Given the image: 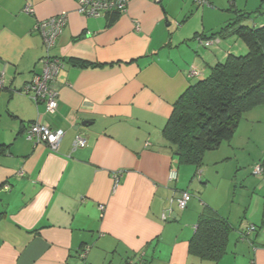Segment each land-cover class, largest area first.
<instances>
[{
  "label": "crops",
  "instance_id": "crops-1",
  "mask_svg": "<svg viewBox=\"0 0 264 264\" xmlns=\"http://www.w3.org/2000/svg\"><path fill=\"white\" fill-rule=\"evenodd\" d=\"M28 3L34 14L24 12ZM175 6L128 0L123 14L86 17L77 0H0V77L7 85L0 92V147L7 145L0 149V264H264V215L252 218L257 231L241 237L243 224L206 190L251 123L239 122L236 135L205 153L201 168L180 163L163 138L173 104L229 50L220 40L205 55ZM61 13L68 23L47 51L36 26ZM47 56L65 60L55 77V114L22 91ZM191 68L200 75L189 76ZM37 121L65 130L58 151L27 139ZM78 134L87 146L74 149ZM183 191L192 194L184 210L177 201ZM206 207L232 225L219 262L189 251Z\"/></svg>",
  "mask_w": 264,
  "mask_h": 264
},
{
  "label": "trees",
  "instance_id": "trees-1",
  "mask_svg": "<svg viewBox=\"0 0 264 264\" xmlns=\"http://www.w3.org/2000/svg\"><path fill=\"white\" fill-rule=\"evenodd\" d=\"M232 5L236 6L235 0ZM257 12V16H264V11ZM253 13L237 11L235 18L227 20L220 31L212 34L220 40L230 37L235 40L228 44L226 59L212 65L210 72L191 83L173 104L162 135L180 163L201 168L208 150L218 148L234 136L241 116L264 105V20L251 18ZM5 88L4 83L1 89ZM256 174L264 175V172ZM251 226L257 231L258 227L252 224L242 230L241 237L248 238L253 232ZM231 230L227 218L211 207L204 208L189 241L190 253L219 262L228 252Z\"/></svg>",
  "mask_w": 264,
  "mask_h": 264
},
{
  "label": "rangeland",
  "instance_id": "rangeland-1",
  "mask_svg": "<svg viewBox=\"0 0 264 264\" xmlns=\"http://www.w3.org/2000/svg\"><path fill=\"white\" fill-rule=\"evenodd\" d=\"M169 1L176 3L174 9L183 11L175 17L180 16L178 20H182L185 16L188 24L185 33L191 38L214 41L211 46H204L200 43V49L205 55L218 48L220 39L212 37V34L220 31L227 20L235 18L237 11H254L251 18L260 17V20H264V16L256 15L258 10L264 11V0H235L236 6L232 5L233 0ZM246 19L249 20V18ZM249 24H253L252 20H249ZM221 41L229 45L235 42L231 37L221 39ZM241 44L244 45V50L247 49L245 44ZM259 107L241 116L240 123L251 124H247L249 125L248 130L237 133L235 138L237 145L233 151V157L217 166L219 171L214 172L206 189L207 192L214 193L216 198L219 196L223 212L225 210L233 221L243 224L244 229L252 225L253 219L259 222L264 215V176L257 175L254 171L257 165L264 167V108H262L264 106ZM243 135L244 140L239 141L238 139H242ZM248 136H251V139ZM210 167L209 169L213 171ZM193 195L199 197L198 192H193ZM251 211L252 215H250ZM261 222L256 224L261 226Z\"/></svg>",
  "mask_w": 264,
  "mask_h": 264
},
{
  "label": "built area",
  "instance_id": "built-area-1",
  "mask_svg": "<svg viewBox=\"0 0 264 264\" xmlns=\"http://www.w3.org/2000/svg\"><path fill=\"white\" fill-rule=\"evenodd\" d=\"M78 12L86 17H100L108 13L123 14L127 11L128 0H77ZM24 12L29 14L35 13V8L31 3L26 4ZM68 23V15L61 13L43 19L38 22L36 29L42 34L44 45L47 51L55 47L59 38L63 34L65 27ZM140 27L139 23L136 28ZM199 42L205 46H211L213 42L203 41L202 38L198 39ZM219 42V40H218ZM43 64V72L37 75L33 80L25 84L22 91L29 95L36 103H45L47 112L55 114L59 105V90L55 84V77L58 72L65 66V62L59 57L47 56L41 60ZM200 72L196 68L189 70V76H199ZM5 83L4 79L0 77V88ZM26 137L28 140L37 143H45L52 150L58 151L60 143L65 136V130L58 128L53 129L42 122H34L29 125L26 130ZM87 146V139L78 134L75 137L73 147L84 148ZM255 172L261 174L264 172V167L257 165ZM21 175L23 173L21 172ZM120 173L114 175L115 188L119 185ZM178 173L172 170L169 173L171 180H176ZM191 200V194L188 191H183L178 197V206L180 209H185ZM254 231V227H250ZM88 247L81 250V255H86ZM130 264H136L134 262Z\"/></svg>",
  "mask_w": 264,
  "mask_h": 264
},
{
  "label": "water",
  "instance_id": "water-1",
  "mask_svg": "<svg viewBox=\"0 0 264 264\" xmlns=\"http://www.w3.org/2000/svg\"><path fill=\"white\" fill-rule=\"evenodd\" d=\"M2 90H3V89L0 88V92H1ZM88 246H89V245H88ZM88 246H87V247H88ZM89 250H90V246L88 247V251H87L86 255H81V252H80V253H79L80 258H81V259H86V258H87V255H88V253H89Z\"/></svg>",
  "mask_w": 264,
  "mask_h": 264
}]
</instances>
